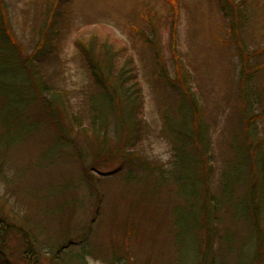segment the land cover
Segmentation results:
<instances>
[{"label":"rangeland","instance_id":"1","mask_svg":"<svg viewBox=\"0 0 264 264\" xmlns=\"http://www.w3.org/2000/svg\"><path fill=\"white\" fill-rule=\"evenodd\" d=\"M29 1L0 0V4L12 24V28L14 27V31H18V35L22 34V30H20L21 24H19L22 16L21 9ZM239 1L235 0L236 3ZM176 2L177 8L176 6L173 7L177 22L174 26L175 29L170 24V21L174 17L169 11L171 4H168L166 0H66L61 6V10H58L54 15L52 19L53 27L47 43L42 49V55L47 56L51 54L53 58L55 57L54 60L46 62V68H48L46 71L48 75L53 73L52 76H54L56 84L61 87L62 92H66L65 98L70 99L69 105L72 108L68 106V110L65 111L67 115L70 116L69 113L75 110L73 111L74 115L80 119L82 118L79 116L81 110L86 108L87 111H90L91 109L89 108L90 105L86 102L90 96L88 92L85 94L84 90L88 89L89 85L91 86V81L92 83L94 81L84 69V56L79 53L81 48H78L77 42L81 38L85 42H88L92 33L99 40V46H96L95 49H90L94 56L99 54V58L105 59L106 51L112 50L116 54L114 58L109 57L110 59L103 61V64L107 68H111L108 73L112 76L108 79V84L113 82V76L125 65L127 58H133L136 61L139 81L142 80L140 83L142 111L144 120H146L150 129L146 131L147 134L138 143L137 147L123 145V148H121L117 137L113 136L114 133L113 135L110 134V138L108 137L109 141L106 142L109 150L107 154H103V151L99 148V144L104 139L99 140L90 127L92 119H90L89 114L91 112L85 118H82V123H78L74 128L72 127L73 123L70 122L72 121L71 116L69 118L66 117L67 115L62 116L61 127L67 130L73 128L70 132H66V137H62L59 134L60 129L52 124L51 119L40 115L42 120H35L36 113H41V103L38 101L36 104H32L28 109L29 115L32 121L37 123V127L34 126V129L24 137L25 140L19 141L21 143L14 149L15 151L2 153L0 159L4 167L3 172L0 173V214L8 217L17 226L22 223H18L14 217H22L23 215L32 220V225L41 224L40 226L43 227V231L42 227L36 228L40 232L38 234L37 231H33L37 236H35L34 241L30 240L31 245L39 252H42L41 263L44 262V256L51 255L53 251L60 247L56 244L58 243L59 232L62 231V228L59 225L58 218L55 220L53 216L58 215L62 210L69 212L70 208L68 207L71 206L69 203L67 207L61 209V205L65 204L62 203L53 209H49V213L53 215L52 217L48 216L49 213L44 217L43 211L40 212L38 206L44 205L48 207L55 205L64 196L68 197L69 194L73 193L74 186L72 182L63 188L60 185L62 181L72 180L78 186L76 197L79 199V207L72 222L73 225L83 226L91 222V226H96L99 222L101 228L99 229L94 226L95 230L93 231L97 232L95 234L98 236V240H104L107 232L114 231L115 229L112 226L109 228L111 223L119 224L131 207V204L124 203L123 197L130 199V193L133 190L129 188V184L123 185L122 183H127L124 178L127 174L133 172L139 173V170L132 166L128 161L129 159L124 158L126 157L125 155L135 153L141 148V151L147 154L151 160H159L161 162L159 165L163 166L162 168L167 171L171 168L173 161L171 144L160 134L163 126L162 112L159 108L160 104L158 100H154L152 97V89H150L145 80L146 78H141V75H144L145 71L151 69L156 52L161 55L159 60H164L167 73L172 80L176 77L173 66L175 62L172 63L173 51H175L177 61H180L198 78V80L186 82V87L192 93L193 99L196 100V111L198 112L199 109L202 111L204 125L207 128L208 134H210V143L212 144L210 163L215 165L214 176H212V183L214 182L212 189L216 190V187H218L217 183L220 184L219 169L224 165V160L228 157L226 151L228 145L224 138L229 137L230 134V132L225 130V124L232 113V107L235 104L238 105V93H234V89L236 87L240 89L242 86L241 77L238 75L240 70H242V66L249 67V72L255 74L251 80V86L256 88V95L261 97L260 93L262 94L264 91V37L258 38L260 34L255 32V28L263 26L261 35L264 34V0H255L253 2L250 12L255 11L254 19L250 26L251 28L248 27V30L244 33L247 36L254 34L258 40L255 41V38L252 40H237L242 44L243 51L239 49L238 45H235L232 39H229L232 37V32L234 31L229 36L228 24L230 20L222 12L212 13L211 9L213 10L214 8L208 5L209 2L207 0H176ZM146 8H155L154 15L146 10ZM143 9L147 11L149 20H153V23H155L153 30L145 19L141 17V20H138V11H143ZM260 21L261 23H259ZM141 22L144 27L149 28L143 32V37L133 28L134 25ZM217 33L220 34L218 38H225L227 43L224 46L225 53L223 58L219 56L221 54V46L213 39ZM241 33L243 32L241 31ZM25 44L28 47L29 43ZM260 51L261 53L257 55ZM31 54L32 51L29 50L26 56ZM220 59L221 61L223 60V68L227 70L228 74L216 73ZM109 61L111 65H109ZM95 90L97 92V89ZM90 93L91 96L95 95V91ZM169 97L175 99V97ZM185 98H189V95H185ZM179 99L178 97L176 98L178 101ZM245 99L247 102V98ZM253 101L254 105H251L248 113L249 118L264 113V101L260 99L255 100V96ZM240 104H242V107H246L244 102ZM197 117L198 115L195 114L194 119L196 120ZM253 122L250 131V136H252L250 138L251 154H262L257 148L264 141V120ZM79 127H83L85 130H80ZM132 137H135V135ZM14 138L15 136L10 139L14 140ZM57 139H60V141L57 142ZM77 150L80 152H77ZM44 152H48V155L53 154L51 156L53 159L48 158L49 162L53 161L52 165L39 169L42 174H39L40 171L38 172V183H32L34 181L32 175L24 176L27 179L23 180L20 184L26 193L24 197L22 189L19 192L16 187L17 182L14 181L15 172L29 167V164L40 156L42 157ZM125 152L127 154H124ZM95 161L97 164L93 165ZM135 163H137V160H135ZM92 167H95L94 170H92ZM90 177L92 179H89ZM92 184L95 185L91 188ZM96 184H99V191L96 189ZM174 189L172 183L167 188H160L154 203L155 208H153V212L157 213V215L155 216L149 212L148 215L152 216L150 222V218H145L147 231L141 230L143 231L142 234L149 233L153 237H156L155 249L153 254H149L148 257L152 262L148 264L193 263L190 261L192 259L191 248L195 247L193 253H197L204 246V243L208 242L206 232H202L200 229L196 230L198 231L196 235L199 243H194V240L191 238V232L183 228L181 231L177 230L175 223L178 225L184 224L183 217H190V213L183 209H189L188 202L183 203V199L174 198ZM195 190H198V188ZM186 192L190 193V188ZM13 193L14 195H10ZM35 193L37 198L32 197L35 196ZM7 194L12 198L11 203L5 199V195ZM18 196H20L19 199L16 198ZM121 198L123 206L117 204ZM141 199L143 198H138L134 201L139 202L138 200ZM240 203V200L237 199L231 201L235 209L233 214L234 222L231 221V215L226 208L220 209V218L223 223L220 224L219 231L216 233L217 236L212 240L214 250L232 243L231 245L235 248L234 250H227V248L226 250H219L223 255L221 261H227L229 264H236L237 254L235 253H237L236 250L238 248L242 247L246 249L247 254L251 257L259 249L261 241H264V232L260 231L258 234L256 231H251L249 223H238V218L244 213V209ZM170 208L172 211L174 209L173 213L176 214V218L172 213L168 214L166 212ZM97 212H99V217L103 216V218L109 220L105 226L100 223L99 217L96 223H93V217L97 215ZM153 216L163 218L162 220H164L160 224L159 230L155 226L156 224L152 226L151 222H155L154 220L156 219ZM140 219L142 220V218ZM229 223L234 225H229ZM228 225L235 231H225ZM28 230L31 232L30 227ZM126 232L128 234V231ZM74 235H77V233ZM10 237L7 236V247H9L6 253L17 263L14 260L13 262L15 264H34L27 254H25V258L19 255L22 253L18 252L20 240L18 238L11 240ZM138 240H140V237H135L132 244L140 246ZM146 241L147 245H149V238ZM52 243H55V245H51ZM180 247H182L183 253L178 259ZM228 251L231 252L228 254ZM74 252L79 254L80 251L75 249ZM128 253L132 257L131 264H147L143 249H141L139 254L132 253V251ZM241 253L245 255L243 252ZM258 253H260L259 250ZM106 255L105 252H102L96 258L88 256L86 262L87 264H111L109 261L106 262L104 260Z\"/></svg>","mask_w":264,"mask_h":264},{"label":"trees","instance_id":"2","mask_svg":"<svg viewBox=\"0 0 264 264\" xmlns=\"http://www.w3.org/2000/svg\"><path fill=\"white\" fill-rule=\"evenodd\" d=\"M65 1L30 0L21 9L22 16L19 24H21L20 30H22V34L20 33V35L17 34V30L14 31V27L12 28L8 15L0 4V159L2 153L15 151L14 149L21 143L19 141L25 140L24 137L34 129V126L37 127V123L32 121L28 109L38 101L41 103V113H36L35 120H42L41 116L51 119L52 124L60 129L59 134L62 137H66V132H70L78 123H82V118H85L91 112L89 114L90 119H92L90 127L99 140L104 139L99 144V148H101L103 154H107L109 150L106 142L109 141L108 137L110 138V134L113 135L114 133L113 136L117 137L121 148H123V145L137 147L138 143L147 134L146 131L150 129L146 120H144L142 111V91L140 88L142 80L139 81L136 61L133 58H127L125 65L113 76V82L110 83L109 81L110 84H108V79L112 76L108 73L111 68H107L103 64V61L114 58L116 54L112 50L106 51L105 59L99 58V54L94 56L90 49H95L96 46H99V40L92 33L88 42H85L83 38L77 42L78 48H81L79 53L84 56V69L94 81V83L91 81V86L89 85V88L84 90L85 94L88 92L90 96L86 102L90 105L89 108L91 109L87 111L85 108L80 111L79 116L82 117L80 118L81 120L74 115L73 111L75 110H72V113H69V115L71 116L72 121L70 122L73 123V128L67 130L61 127L62 116H66L67 112L65 111L68 110V106L70 108L72 106L69 105L70 99L65 98L66 92H62L61 87L56 84L54 76H52L53 73L48 75L46 71L48 70L46 62L54 60L55 57L53 58L51 54L43 56L42 49L46 45L53 27L52 19L56 12L61 10V6ZM166 1L168 4H171L169 11L174 17L170 21V24L175 29L174 26L177 22L173 7L176 6L177 8V2L176 0ZM207 1L209 2L208 5L214 8L213 10L211 9L212 13L222 12L230 20L228 24L229 36L234 31L232 32V37L229 39H232L240 50L243 51L244 48L237 40H252L255 38V41H257L258 38L264 37V34L261 35L263 26L255 28V32L260 34V37L257 39L254 34L251 36L244 34L248 30V27L252 25L254 19L255 11H250L255 0H240L237 3L235 0ZM146 10L154 15L155 8H146ZM146 10L138 11V20H141L142 17V19L149 22L153 30L155 23H153V20H149ZM133 28L142 37L143 32L149 29L146 26L144 27L142 22L134 25ZM219 28L221 29L220 26ZM217 34L214 35L213 39L221 46V54L219 56L223 58L225 53L224 46L227 43L225 38H218L220 34ZM27 42L29 43L28 47L25 44ZM29 50L32 51V54L26 56ZM260 53L261 51L257 55ZM160 57L161 55L156 52L151 69L145 71L144 75H141V78H146L145 80L150 89H152V97L154 100L159 101L163 122L160 134L171 144V153L173 155L171 168L168 171L162 168L163 166L159 165L161 163L159 160H151L147 154L141 151V148L135 153L125 155L126 157L124 158L129 159L128 161L132 166L139 170V173L133 172L127 174L124 177L127 183H122L123 185L129 184V188L133 190L130 193V199L121 195L124 203L131 204V207L119 224L111 223L109 228L112 226L115 229L114 231H108L104 240H98V236L95 234L97 232L93 231L95 227L101 228L99 222L96 226L94 225L95 227L91 226V222L83 226L73 225L72 222L79 207V199L76 197L78 186L72 180L62 181L60 185L63 188L72 182L74 187L73 193H71L73 195L64 196L61 200L62 202L57 201L52 206H38V210L40 212L43 211L44 217L49 213V209H53L62 203L65 204L61 205V209L67 207L69 203L71 206L68 207L70 208L69 212L62 210L55 216L50 213L48 214L50 217H55V220L58 218L62 231L59 232V240L56 244L60 247L58 246L59 248L57 247L58 249L53 251L51 255L44 256L43 263L40 261L42 252H39L30 243V240L34 241L35 236H37L33 231H37L36 228L42 227L40 226L41 224L32 225V220L23 215L22 217H14L18 223H22L17 226L8 217L0 214V264L17 263L6 253L9 247H7V236H11V240L16 238L20 240L18 252L22 253L19 255L25 258V254H27L34 264H87L86 260L88 256L96 258L102 252L108 255L104 258L106 262L109 261L111 264H131L132 257L128 252L132 251V253L139 254L141 249L144 250L145 262L148 264L152 262L148 257L149 254H153L156 237H153L149 233L142 234L143 231H147L145 218H150V222L152 216L148 215L149 212L155 216L157 215V213L153 212V208H155L154 203L158 190L169 187L171 183L175 188L173 190L174 198L183 199V203H189V209H183L190 213V217H183L184 224L178 225L175 223L177 230L181 231L183 228L191 232V238L194 240V243H199L196 235L198 231L196 230L200 229L202 232H206L205 234L209 242L206 241L197 253H193L195 247L191 248L192 259L190 261L193 263L190 264H229L227 261H221L223 255L219 250H226V248L227 250H234L235 248L232 247V243L214 250L212 240L217 236L216 233L219 231L220 224L223 223L220 218L221 208L224 207L229 211L231 221L234 222L233 214L235 209L231 204L232 200H240V205L244 209V213L238 218V223H249L251 231H256L258 234L260 231L264 232V141L257 148L262 154L254 153L255 155H252L250 149L251 126L254 123L253 121L264 120V113L252 118L248 117L251 105H254V96L255 100L260 99L264 101V91L262 94L260 93L261 97H258L256 95V88L251 86V80L255 74L249 72V67L246 66H242V70L238 74L241 77L242 85L240 89L237 87L234 89V93H238V105L235 104L232 107V113L225 124V130L230 132L229 137L224 138L228 145L226 147L228 157H226L224 165L219 169L220 184L217 183L218 187H216V190H213L214 182L212 183V176H214L215 165L210 163L212 158L210 156L212 148L210 134H208L207 128L204 125L202 111L200 109L198 112L196 111V100L193 99L192 93L186 87V82L198 80V78L180 61H177L175 51H173L172 63L175 62L173 66L176 77L172 80L167 73L164 60H159ZM109 65H111L110 61ZM216 73L228 74L227 70L223 68V60L221 61V59L219 60V67ZM95 89H97V92ZM93 91H95V95L91 96L90 92ZM185 95H189V98H185ZM169 96L175 97V99H171ZM177 97L180 98L179 101L176 100ZM245 98H247V102ZM242 102L246 104V109L240 104ZM87 104L85 103L86 107ZM195 114L198 115L196 120L194 119ZM70 116L67 115L66 117L69 118ZM79 129L85 130L83 127H79ZM133 135L135 137H132ZM13 136L15 138L11 140L10 138ZM59 141L60 139H57V142ZM124 154L127 153L125 152ZM52 155V153L48 155V152H44L43 156L30 163L29 167L15 172L14 181L17 182L16 187L19 192L22 189L20 184L23 180L27 179V177H24L25 175H32L34 178L32 183H38V172L40 171L39 174H42L39 169L52 165L53 161H48V158H51ZM135 160H137V163H135ZM95 164H97L96 161L93 165ZM94 168L92 167V170ZM3 170L4 167L0 160V173ZM89 179H92V177ZM167 184L168 186H166ZM93 185L95 184H92L91 188ZM98 186L99 184H96L97 190ZM188 188H190V193L186 192ZM196 188L198 190H195ZM22 191L25 197V190L22 189ZM10 195H14V193ZM34 195L32 197L37 198L36 193ZM5 197L6 201L11 203L12 198L8 194ZM16 198L19 199L20 196ZM138 198L143 199L135 202L134 200ZM174 200L176 201V199ZM117 204H123L122 198ZM171 211V208L166 210L168 214L172 213L176 218V214L173 213L174 209ZM98 217L99 212L93 217L94 224ZM154 218L156 219L154 220L155 222H151L152 226L156 224L155 226L159 230L160 224L164 220L159 217ZM99 220H101L100 223L103 226L109 221L103 218V216H100ZM24 224H28L26 225L27 227ZM229 225L234 224L229 223ZM229 225L225 231H235ZM29 227L31 232L28 230ZM126 231H128V234ZM39 232L37 231L38 234ZM76 233L77 235H74ZM138 236L140 237V240H138L140 246L132 244L133 239ZM147 237L150 240L149 245L146 243ZM51 245H55V243ZM75 249L80 251L79 254L74 252ZM258 250L260 253H258ZM258 250L250 257L246 249L242 247L238 248L236 250L237 253L234 252L237 254L236 264H264V241H261ZM230 252L228 251V254ZM178 253L179 259V256L183 253L182 247H180ZM175 263L177 264V262Z\"/></svg>","mask_w":264,"mask_h":264}]
</instances>
